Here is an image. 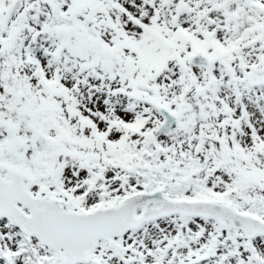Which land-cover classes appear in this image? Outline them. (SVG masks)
<instances>
[{"label": "snow or ice", "instance_id": "1", "mask_svg": "<svg viewBox=\"0 0 264 264\" xmlns=\"http://www.w3.org/2000/svg\"><path fill=\"white\" fill-rule=\"evenodd\" d=\"M0 264H264V0H0Z\"/></svg>", "mask_w": 264, "mask_h": 264}]
</instances>
